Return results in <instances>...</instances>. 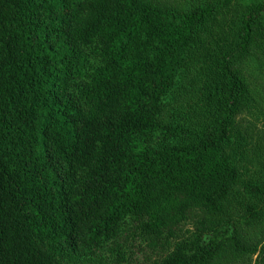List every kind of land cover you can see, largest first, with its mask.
I'll list each match as a JSON object with an SVG mask.
<instances>
[{
  "label": "trees",
  "instance_id": "16d2710c",
  "mask_svg": "<svg viewBox=\"0 0 264 264\" xmlns=\"http://www.w3.org/2000/svg\"><path fill=\"white\" fill-rule=\"evenodd\" d=\"M251 166L264 0H0V264H264Z\"/></svg>",
  "mask_w": 264,
  "mask_h": 264
},
{
  "label": "rangeland",
  "instance_id": "374dc122",
  "mask_svg": "<svg viewBox=\"0 0 264 264\" xmlns=\"http://www.w3.org/2000/svg\"><path fill=\"white\" fill-rule=\"evenodd\" d=\"M260 126L263 128V123H261ZM244 172L243 180L264 181V170L261 169V167L258 168V166H251L249 169L244 170ZM252 259L253 261L256 260V256H254Z\"/></svg>",
  "mask_w": 264,
  "mask_h": 264
}]
</instances>
